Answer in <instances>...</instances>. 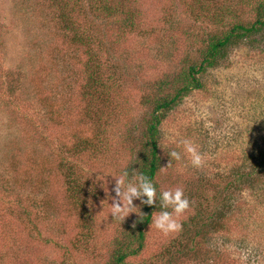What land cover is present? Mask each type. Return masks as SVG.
I'll return each instance as SVG.
<instances>
[{
	"label": "rangeland",
	"instance_id": "obj_1",
	"mask_svg": "<svg viewBox=\"0 0 264 264\" xmlns=\"http://www.w3.org/2000/svg\"><path fill=\"white\" fill-rule=\"evenodd\" d=\"M261 2L0 0V264L112 263L142 214L113 219L106 192L111 176L139 171L148 95H159L156 82L173 84L187 57L197 61L224 22H254ZM229 51L202 78L204 88L162 119L154 185L158 194L182 188L189 208L179 232L165 235L152 220L130 264H167L170 256L171 264H264V193L246 190L236 203L252 212L232 213L228 229L204 227L225 204L235 170L264 161V30ZM96 59L116 77L101 110L84 94ZM256 183L262 191L264 181Z\"/></svg>",
	"mask_w": 264,
	"mask_h": 264
},
{
	"label": "trees",
	"instance_id": "obj_2",
	"mask_svg": "<svg viewBox=\"0 0 264 264\" xmlns=\"http://www.w3.org/2000/svg\"><path fill=\"white\" fill-rule=\"evenodd\" d=\"M225 23L228 24L227 29L208 35L207 40L204 42L206 45L201 47L197 61H194L192 57L186 58L187 64L177 73L173 84L166 83L163 80L156 82L159 95H156V97L153 96L154 98L148 95L146 103L149 107L153 108V113L145 133L146 142L144 143L142 154L138 160V167L139 172L148 176L153 184L161 168L159 146L162 133H160L161 130L159 126L164 115L175 107V105H179L183 99L192 92L204 88V81L202 78L209 70L216 69L222 65V61L225 58L227 59L231 47H240L264 30V2L260 3L256 11V20L254 22H242L237 20L234 23L231 21L229 23L224 22L223 25H225ZM77 42L81 46V41L77 40ZM90 47L93 48L92 45H90ZM90 53L94 54V52ZM94 64L91 66V71L88 73L87 90H85L84 94L87 99L89 97V103L92 107L95 106L101 110V105H103L105 99L106 102L108 101L104 95L108 88L114 85L113 81L116 77L111 76L108 79V75L104 69V63L98 62V59L94 61ZM109 67L116 70L113 66V62H110ZM127 80L129 81L128 78ZM119 82L120 80L118 84ZM98 87L104 88L99 92ZM119 91L120 85L117 86V90L114 92L115 97H117ZM102 96L103 99L101 98ZM107 97L112 98L110 95H107ZM252 158H254V155H252ZM253 162L255 164L254 167H248L251 169L250 172L243 171L242 166L235 170L237 171L235 172V178H233L232 182L225 185V190L228 192V198L225 204L220 209H217V212L210 217L204 227L208 229H228L226 227L233 223V218H231L232 213L245 211V213L251 214L252 208L246 210L241 204L238 205L236 201L238 199L241 201L243 199L242 195L249 189H251V194L254 197L259 198L263 196L264 189L262 192L260 188L255 185L259 184L256 182L264 181V161H262V158L261 160L258 158L256 160L253 159ZM144 199H147V197H144ZM246 199L244 200L245 203H247ZM244 201L242 203H244ZM248 206H250V204ZM158 209H160L158 203L153 206L143 205V214L135 224L134 230L138 238H136L134 232L130 234V236H128L129 241L126 242L125 246L115 251L111 264H130L127 260L139 254L145 237L143 231L151 224L153 215ZM135 241L138 243V248H134ZM197 247L202 246L197 244ZM173 261L174 258L170 256L167 264H171Z\"/></svg>",
	"mask_w": 264,
	"mask_h": 264
},
{
	"label": "clouds",
	"instance_id": "obj_3",
	"mask_svg": "<svg viewBox=\"0 0 264 264\" xmlns=\"http://www.w3.org/2000/svg\"><path fill=\"white\" fill-rule=\"evenodd\" d=\"M182 143L184 151L191 157V164L194 167H201L204 163L201 154L190 141L185 140ZM168 156L176 161L181 160L180 152L175 150L170 151ZM111 177L114 180V185L109 190V181L106 179L108 182L106 195L111 200L110 215L113 219L124 220L131 213L137 214L136 209H139V212L143 214L140 208L134 205V200H140L141 205L147 206H153L159 202L161 210L153 219L154 227L165 235L181 230L182 224L178 217L189 208V200L182 188L164 190L158 194L152 180L136 169H132L131 172L129 169H125L118 177ZM95 179H98L97 175ZM98 183H103V181L98 180ZM111 192H115L116 195L111 196Z\"/></svg>",
	"mask_w": 264,
	"mask_h": 264
}]
</instances>
